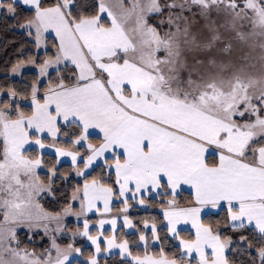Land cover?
<instances>
[{
  "label": "snow or ice",
  "instance_id": "1",
  "mask_svg": "<svg viewBox=\"0 0 264 264\" xmlns=\"http://www.w3.org/2000/svg\"><path fill=\"white\" fill-rule=\"evenodd\" d=\"M0 264H264V0H0Z\"/></svg>",
  "mask_w": 264,
  "mask_h": 264
},
{
  "label": "trees",
  "instance_id": "2",
  "mask_svg": "<svg viewBox=\"0 0 264 264\" xmlns=\"http://www.w3.org/2000/svg\"><path fill=\"white\" fill-rule=\"evenodd\" d=\"M12 37L10 34L0 32V49H3L8 40ZM3 55V52H0V56Z\"/></svg>",
  "mask_w": 264,
  "mask_h": 264
}]
</instances>
